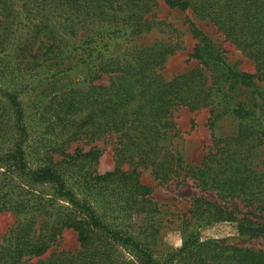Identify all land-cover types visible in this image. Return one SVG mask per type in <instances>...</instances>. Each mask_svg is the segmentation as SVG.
Instances as JSON below:
<instances>
[{
  "label": "trees",
  "instance_id": "obj_1",
  "mask_svg": "<svg viewBox=\"0 0 264 264\" xmlns=\"http://www.w3.org/2000/svg\"><path fill=\"white\" fill-rule=\"evenodd\" d=\"M160 1L213 22L254 62L255 72L230 64L221 47L194 28L198 64L167 80L162 70L174 45L143 40ZM18 30L13 62L0 60L2 82L13 83L7 78L16 70H31L45 57L57 61L55 74L80 66L88 73L44 104L36 123L56 135L53 145L43 147L41 137H31L19 92L0 83V212L17 216L0 241V264H264L263 249L197 232L186 233L179 249L160 257L154 234L145 232L143 241L128 226L136 215L151 221L162 213L140 178L142 168L159 184L191 180L216 195L195 199L191 221L235 222L239 235L264 236V223L257 221L264 213V0H0L1 52L10 49ZM119 34L132 43L110 53ZM77 42L80 51L72 54L70 43ZM104 77L107 83L100 82ZM179 107L210 108L212 126L225 117L232 124L224 135L213 129L196 165L185 163L178 145L183 138L173 113ZM113 137L115 167L100 174L94 166L102 151L92 144ZM75 142L91 147L69 152ZM18 182L50 185L55 197L34 195ZM91 194L113 197L103 215L90 203ZM66 229L76 233L79 250H59ZM113 243L134 260L116 262Z\"/></svg>",
  "mask_w": 264,
  "mask_h": 264
},
{
  "label": "rangeland",
  "instance_id": "obj_2",
  "mask_svg": "<svg viewBox=\"0 0 264 264\" xmlns=\"http://www.w3.org/2000/svg\"><path fill=\"white\" fill-rule=\"evenodd\" d=\"M152 20L154 27L143 40L145 42L163 40L164 43H170L175 48L174 53L168 58L162 70L167 80L178 74L190 71L198 64V60L192 56L194 47L200 40V36L194 33V28L207 34L216 45L220 46L230 64L235 65L239 70L249 73L255 72L254 62L227 40L210 20L201 19L190 10L171 8L162 1H160L155 13L152 15ZM21 36L22 31L18 30L10 49L5 52L0 51V60L13 62V50L16 46L15 44L21 40ZM115 38L110 46V53L120 52L132 43L130 38L120 36V34L115 36ZM70 44L72 49L70 52L72 54L80 51L79 47L82 44H79V42ZM44 59L43 62L40 58L38 66L33 67L31 70H16L14 75L7 78H12L13 83L2 82L0 76L1 85L9 89H14L15 87L19 92L20 99L27 113V125L29 126L31 137H41L43 139L42 147L53 145L56 135L55 129L42 128L39 123H36L43 112L44 104L53 93L61 91L67 85L83 81L88 73V68L80 66L67 72L55 74L60 68L55 65L57 61L46 60V57ZM100 82L107 83L108 78L104 77ZM244 95L245 92L243 91L239 93L240 97ZM210 117V108L191 111L187 107H179L174 111L173 121L176 123L177 129L181 132L183 138L182 141L178 142V145L182 150L186 164L196 165L201 162L203 155L212 143L213 129L218 134L224 135L232 128L231 121L227 117L215 123V126L211 125ZM116 142L117 139L113 137L109 143L98 140L92 144L98 146L102 151L97 164L94 166L98 173L103 174L114 169V145ZM30 143L32 144V142ZM80 146H83L86 151L91 147V145H82V143L75 142L70 145L69 152H73ZM124 168L126 169L128 166L125 165ZM139 170L142 182L151 188V196L161 207L162 213L154 216L151 221L145 214L136 215L132 219V223L130 222L131 219L128 221V226L143 241L146 240L145 232L154 234L155 238H152L151 242L154 243L153 249L160 252V257H164L163 254L165 253L179 249L183 244L186 233L194 232L199 233L204 239L224 240L233 245L264 250V236L250 237L239 235L235 222L216 221L202 223L194 219L191 221L190 210L194 205L195 199L204 197L209 200H215L216 195L214 193L202 191L191 180H185L182 183L170 181L166 184H159L150 169L140 168ZM75 181V179H72L71 183L75 184ZM18 185L25 191L35 193L34 195L39 197H46L47 199L55 197L54 189L50 185L30 186L19 182ZM26 194L28 196L31 195L30 193ZM88 199L99 213L103 215L109 206L108 201L113 199V197L91 194ZM62 203L60 202V204ZM16 219L17 216L11 211L0 212V241L10 227L14 225ZM186 219L190 221V224L185 226L184 221ZM257 221L264 223V213L257 217ZM57 243H59V250L64 249L74 252L79 250L80 247L76 233L70 229H66L63 232L62 238ZM112 249L113 252L115 251L113 257L116 262H118V259H120V262L134 260L130 252L119 246L118 243H113Z\"/></svg>",
  "mask_w": 264,
  "mask_h": 264
}]
</instances>
